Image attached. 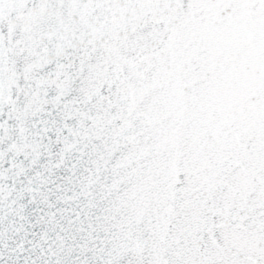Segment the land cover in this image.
<instances>
[{
  "label": "snow or ice",
  "instance_id": "6c2138e0",
  "mask_svg": "<svg viewBox=\"0 0 264 264\" xmlns=\"http://www.w3.org/2000/svg\"><path fill=\"white\" fill-rule=\"evenodd\" d=\"M0 264H264V0H0Z\"/></svg>",
  "mask_w": 264,
  "mask_h": 264
}]
</instances>
